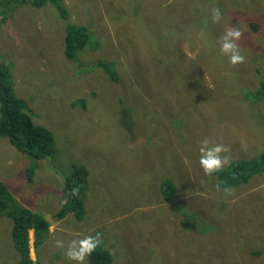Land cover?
Masks as SVG:
<instances>
[{
  "label": "rangeland",
  "instance_id": "rangeland-1",
  "mask_svg": "<svg viewBox=\"0 0 264 264\" xmlns=\"http://www.w3.org/2000/svg\"><path fill=\"white\" fill-rule=\"evenodd\" d=\"M23 2L0 17L7 19L0 22V54L10 64L15 94L26 102L34 122L51 130L54 152L37 160L29 181L27 156L0 138V180L21 206L48 222L36 248L29 232L33 264H75L56 242L66 246L96 233L112 251L110 264H206L221 256L220 264H264V174L218 189L216 176L205 175L198 164L204 138L227 146L222 155L228 163L222 169L254 155L256 135L238 124L239 110H223L234 90L223 91L221 85L231 78L238 96L240 85L251 90L264 77V0H63L69 21L89 30L88 45L72 59L63 52L64 22L54 6ZM213 8L220 9L222 26L245 30L254 45L246 48L242 63L229 64L221 53L227 68L208 63L214 49L206 42L218 43L224 31L219 34L214 23L204 20L211 19ZM157 19L201 22L190 27L180 22L173 38L167 31L173 24L166 23L164 29L157 26L160 35L149 37ZM170 54L180 58L171 64L160 61ZM258 54L261 60L254 59ZM101 60L109 62V75L93 66ZM254 65L260 71L249 69ZM178 67L198 74L212 90L218 116L216 107L200 97L199 86L172 84ZM80 99L84 107L77 104ZM191 109L194 118L183 119ZM120 115L130 130L120 125ZM73 164L87 170L79 220L70 212L56 215ZM164 177L176 186L169 201L159 191ZM251 191L257 192L260 207L249 214L241 203L256 204ZM247 223L263 234L238 249L232 234L248 238ZM11 228L12 220L0 217V264L18 260Z\"/></svg>",
  "mask_w": 264,
  "mask_h": 264
},
{
  "label": "trees",
  "instance_id": "trees-1",
  "mask_svg": "<svg viewBox=\"0 0 264 264\" xmlns=\"http://www.w3.org/2000/svg\"><path fill=\"white\" fill-rule=\"evenodd\" d=\"M28 4H31L35 7H41L46 3H50L54 6L59 17L64 22V36H63V52L67 58H75V54L84 49L90 40L89 30L86 25L75 24L68 20V10L63 0H24ZM24 3L23 0H0V17L4 12H11L19 4ZM26 3V4H27ZM7 19H0V22H4ZM157 19L155 23L149 29L148 36L155 37L160 35L157 29V26H161L163 29L166 23L173 24V28L170 30L167 27V31L171 33L176 30V27L180 22L183 23L184 27L190 25L194 26L201 22V19ZM211 21V19H204ZM212 22V21H211ZM213 23V22H212ZM213 28L219 29V34L224 30L225 26H222V23H214ZM242 34L241 38L238 40V44L241 46V53L244 55L247 47H253L254 45L250 44L246 39L245 30L240 29ZM219 34L217 36H219ZM164 36V35H162ZM245 36V37H244ZM169 37L168 46L171 49L173 47V39ZM250 37H253L250 34ZM262 37V36H261ZM177 38V35L176 37ZM211 45L209 46L206 42V45L209 48L214 49V54L211 55L208 63L215 64L217 66H222L227 68L228 65L225 63L224 59L221 57L218 43L213 42V39L210 40ZM167 46L164 47V49ZM211 49H208L210 51ZM180 58L179 55H176ZM176 56L169 55L168 57H163L160 59L161 62L165 64H171L177 62ZM261 56L258 54V57L255 56L254 59ZM240 64V63H238ZM261 67L262 63L260 62ZM192 62H189V66H193ZM102 70L105 75H109L111 67L109 66L108 61H98L93 64ZM190 68V67H189ZM195 68L192 67L194 72ZM251 70L260 71L259 65H254L253 68L249 67ZM221 70V68H220ZM172 84L177 83L180 85L184 81L190 87L199 86L201 88L200 97L204 98L209 105L212 107L215 106L216 109L215 115L220 114L217 110V103L213 97V92L211 89H208L202 83L200 76L189 75L186 73V67H178L177 70L171 76ZM234 81L231 78H228L222 85L221 90H234L230 96L228 103H225L223 110L233 111L239 110L240 114L238 116V124L245 126L247 129L252 131L256 135V143L251 146V151L254 152L253 156L250 157H241L242 159L232 160L229 164L221 169L219 172L212 174L216 176L217 181H214V185L221 189L225 187L229 181L236 182L235 187H238L241 183H247L255 175L264 174V149H259V146L264 142V77L263 75L258 78L257 87L254 89H247L243 85H240L237 89L238 96L235 95V89L233 87ZM198 95V93H197ZM240 99L242 103H236V100ZM84 102L82 99L79 100L81 107H84ZM191 113L182 114L184 116L189 115L194 118L196 112L188 110ZM102 112V111H101ZM217 112V113H216ZM222 115V114H221ZM221 115L218 117L222 120ZM218 116V115H217ZM117 121V120H116ZM159 121V120H158ZM120 125L124 130H130L131 125L126 123L123 119V116L120 115ZM88 123V122H87ZM89 124V123H88ZM93 124V123H92ZM130 126V127H127ZM154 126H157V121ZM0 138H7L10 143H12L17 150L24 153L29 159V165L25 169L27 180L31 181L34 176L35 166L37 165L38 159H43L50 157L54 152V143H53V134L45 126L37 124L34 122L31 116V110L28 108L26 102L18 97L13 89L12 82V73L10 71V64L7 62L3 56L0 54ZM159 191L161 193V198L165 201H169L173 198V193L176 191V186L174 181L166 179L165 177L158 183ZM87 191V170L83 165L73 164L69 167V172L66 176V181L64 182V193L61 197V204L59 210L56 212L58 217L65 216L68 212L74 216L75 219L79 220L84 214V200L85 193ZM253 197V201H256L255 205H246L241 203L242 208L250 214L253 210L257 211V208L260 207L257 205L258 194L256 191H251L250 194ZM249 200V199H248ZM245 200V201H248ZM234 202H238V199ZM0 217H6L12 220L11 228V238L12 243L15 247V250L18 253V260L16 264H33V261L30 257L29 252V230L32 229L33 232V246H36L40 243V240L48 231V222L46 219L39 213L29 210L21 206L15 197L12 195L6 184L0 180ZM243 226V222L241 223ZM247 232L246 236L251 237L249 241L248 238H236V235L233 233V244L234 247L242 249L241 245L245 242L249 244L250 242H255L259 239L260 235L263 234V231L253 230V226L250 223L246 224ZM242 228L240 229V233ZM185 245V244H183ZM244 250V249H243ZM262 253V251L260 252ZM221 256L220 260L211 259L206 262V264H220L223 261ZM113 260L112 251L109 247L101 240L100 245L87 257L88 264H110ZM188 263V261H187Z\"/></svg>",
  "mask_w": 264,
  "mask_h": 264
},
{
  "label": "clouds",
  "instance_id": "clouds-1",
  "mask_svg": "<svg viewBox=\"0 0 264 264\" xmlns=\"http://www.w3.org/2000/svg\"><path fill=\"white\" fill-rule=\"evenodd\" d=\"M221 19L222 13L220 9L213 8L211 21L216 23L221 21ZM241 34L242 32L238 27L225 26L223 34L218 39L219 52L227 56L229 64L235 65L242 63L245 59L240 50L241 46L237 43L241 38ZM227 151V146L215 143L209 138H204L200 141V147L198 148V164L205 175H212L219 172L228 163V157L222 155V153H226ZM29 232H31L33 238L32 229H30ZM100 243L101 237L99 233L95 235H84L79 239H72L66 246L63 241L58 240L56 242L57 247L63 250V254L67 260L75 262V264H85L86 257H88Z\"/></svg>",
  "mask_w": 264,
  "mask_h": 264
},
{
  "label": "bare ground",
  "instance_id": "bare-ground-1",
  "mask_svg": "<svg viewBox=\"0 0 264 264\" xmlns=\"http://www.w3.org/2000/svg\"><path fill=\"white\" fill-rule=\"evenodd\" d=\"M148 12V11H147ZM154 14V13H153Z\"/></svg>",
  "mask_w": 264,
  "mask_h": 264
}]
</instances>
